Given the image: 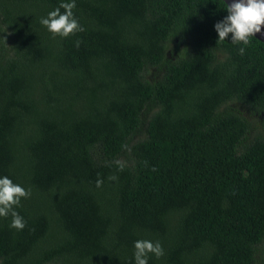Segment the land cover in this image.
Here are the masks:
<instances>
[{"label": "trees", "instance_id": "trees-1", "mask_svg": "<svg viewBox=\"0 0 264 264\" xmlns=\"http://www.w3.org/2000/svg\"><path fill=\"white\" fill-rule=\"evenodd\" d=\"M58 6L0 0V175L31 190L0 264H134L137 239L148 264H256L264 43L217 41L221 0H76L64 38Z\"/></svg>", "mask_w": 264, "mask_h": 264}, {"label": "clouds", "instance_id": "clouds-1", "mask_svg": "<svg viewBox=\"0 0 264 264\" xmlns=\"http://www.w3.org/2000/svg\"><path fill=\"white\" fill-rule=\"evenodd\" d=\"M227 15L214 24L217 41H224L231 34V42L241 45L238 51L245 53L246 46L252 43L256 33H260L264 25V0H221ZM76 0H59V6L41 16L39 23L53 36L68 37L84 30L73 9ZM63 9V11H61ZM79 41H77V45ZM115 179V177H113ZM101 183L97 181V186ZM31 190L20 183H15L7 175H0V217L11 216L9 227L22 230L26 221L17 211L22 198H28ZM134 264H148L150 254L156 258L164 254L159 240L137 239L133 242Z\"/></svg>", "mask_w": 264, "mask_h": 264}, {"label": "rangeland", "instance_id": "rangeland-1", "mask_svg": "<svg viewBox=\"0 0 264 264\" xmlns=\"http://www.w3.org/2000/svg\"><path fill=\"white\" fill-rule=\"evenodd\" d=\"M256 259L257 263L256 264H264V249L263 247H259L258 252L256 253Z\"/></svg>", "mask_w": 264, "mask_h": 264}, {"label": "water", "instance_id": "water-1", "mask_svg": "<svg viewBox=\"0 0 264 264\" xmlns=\"http://www.w3.org/2000/svg\"><path fill=\"white\" fill-rule=\"evenodd\" d=\"M226 3H231V0H225ZM256 38L264 43V25H262V29L260 33H256Z\"/></svg>", "mask_w": 264, "mask_h": 264}]
</instances>
